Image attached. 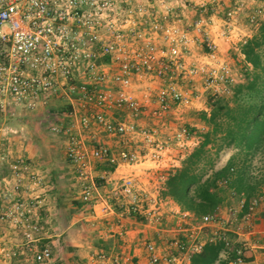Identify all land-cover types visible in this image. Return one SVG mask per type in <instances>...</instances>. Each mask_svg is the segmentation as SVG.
I'll return each instance as SVG.
<instances>
[{
    "label": "built area",
    "instance_id": "2783aa9c",
    "mask_svg": "<svg viewBox=\"0 0 264 264\" xmlns=\"http://www.w3.org/2000/svg\"><path fill=\"white\" fill-rule=\"evenodd\" d=\"M244 4L236 0L217 18L205 0H0V105L36 110L59 97L68 101L70 121L53 122L50 128L66 136V156L77 169L82 198L99 199L92 160L113 166L108 173L126 167L115 183L117 201L107 202L102 212L114 211L121 221L139 216L141 223L167 233L163 245L154 237L144 239V263L129 251H101L99 260L190 264L208 238L225 237L228 230L218 226L221 206L200 217L175 207L165 193V179L201 139L184 121L187 109L195 107L202 92L229 93L243 77L222 55L221 43L243 55L240 46L249 29L241 33L238 13ZM190 9L200 15L188 22ZM262 12L259 6L249 15L250 30ZM93 129L119 137L122 145L115 150L98 132H90L89 146L84 134ZM162 132L173 134L175 144L159 138ZM138 138L143 150L135 152L130 143ZM5 139V133L0 135V169L9 170L8 175L0 170V227H19L22 252L30 262L45 263L53 259V250L36 243L41 225L35 210L50 186ZM261 200L264 189L250 200L244 221ZM172 213L178 232L168 235L165 222ZM206 228L214 234L204 236ZM117 232L124 237L129 227L123 224ZM6 243L0 242V255L14 261L19 249ZM237 252L228 264H245L243 248Z\"/></svg>",
    "mask_w": 264,
    "mask_h": 264
},
{
    "label": "crops",
    "instance_id": "0c3cea01",
    "mask_svg": "<svg viewBox=\"0 0 264 264\" xmlns=\"http://www.w3.org/2000/svg\"><path fill=\"white\" fill-rule=\"evenodd\" d=\"M208 2L209 8H215L213 2H218L219 5V14L215 13L217 18H221V10L227 9L228 6L235 5L236 0H205ZM245 4L240 9L238 13V23L240 25V30L242 34L246 32V29H249V36L257 31L258 26H255L253 29L248 28L243 24V13L248 8H254L262 6L263 12L261 14V20L264 19V0H244ZM229 7V8H230ZM252 10V9H251ZM256 10V9H255ZM189 11H192L191 9ZM197 12V11H196ZM222 45V55L227 57V59L235 66L239 67L244 62V56L238 54L235 49L230 48L229 45L225 42L221 43ZM234 47V45H233ZM201 50L198 47L197 50ZM229 52V53H228ZM198 86H201V81L197 82ZM201 98H198L195 107L187 109L186 116L184 121L186 125L197 134L202 133L207 128V125L200 116V111L209 110L207 105V95L202 92ZM62 98L53 99L52 101L59 100ZM64 100V99H62ZM65 101V100H64ZM45 107H40V109ZM90 132H98L93 129V131H88L84 134L86 137ZM102 131H99L101 133ZM161 134H167V137H173V134L169 132H162ZM165 137V136H163ZM90 139V138H87ZM112 148L117 150L119 147H116L115 144H110ZM173 148V147H172ZM174 149V148H173ZM228 149L233 148L227 147L220 152V155L217 159L216 166L222 167L232 154L228 153ZM23 153L28 161L32 164L31 154H34V149L26 150ZM16 153V150H15ZM175 153V152H174ZM37 162V161H36ZM36 165V167H35ZM32 166L34 170L42 172L40 170L39 164ZM59 166V165H58ZM108 165L102 162L95 161L92 163L91 176L94 177V181L97 184L96 196L99 199H95L94 202H85L82 199L81 190L82 183L79 181L78 176H76L77 185L79 183L78 195L67 193L66 188L57 187V184H54L57 180V172L50 171L48 173L49 191L46 192L45 205H38L35 214L41 225V231L37 234V245L43 247L44 245H49L50 247L55 246L53 250V259H51L46 264H110L109 261H101L98 259V253L101 251L107 253L120 252V251H129L135 256V260L139 263H144L147 258V251L142 244L144 239L147 238H156L158 242L163 245L166 232L159 230L158 227H149L141 223L140 219L136 218H127L120 219L119 215L114 211H109L107 213L102 212L103 207L107 205V202H116L117 198L113 199L114 196H117L119 192L116 189L117 177L121 174L128 171V168L123 167L118 169L113 173H108ZM57 169V167H54ZM1 170V169H0ZM77 170H75L76 172ZM1 173L8 175L9 170L4 167L1 170ZM43 174V173H42ZM60 176H62L60 174ZM56 179V180H55ZM61 179V178H60ZM54 181V182H53ZM90 183L93 182L92 179L88 180ZM58 182V180H57ZM81 183V184H80ZM71 194V195H68ZM119 196V193H118ZM117 196V197H118ZM78 199V200H77ZM242 198L238 196H233L228 199L227 203L221 205V215L223 217L222 223L225 224L234 212L238 211V217L240 220L239 225L232 227L231 225H218L227 229L229 233L235 235L236 241L242 244V248L245 249L244 256L248 257L245 259V264H264V200H261L256 207L255 212L248 221L243 220L240 213L243 211V207L239 206ZM175 207L181 208L175 201ZM242 220V221H241ZM178 221L175 215L169 214L165 226L166 228L171 229L168 235H173L178 228ZM129 227V232L126 236H120L118 230L121 225ZM7 230L9 231L7 233ZM11 231V233H10ZM5 238L10 239L14 243L15 248L22 249V243L24 242V236L19 227H12L10 225L1 226L0 234L4 233ZM22 253V250L19 251ZM25 254V255H24ZM21 254L20 260H28L27 264H45V263H35L30 262L27 254ZM223 258L226 257L227 253L225 250L221 252ZM0 264H4L2 257L0 256ZM215 264H219L216 262Z\"/></svg>",
    "mask_w": 264,
    "mask_h": 264
},
{
    "label": "trees",
    "instance_id": "16d2710c",
    "mask_svg": "<svg viewBox=\"0 0 264 264\" xmlns=\"http://www.w3.org/2000/svg\"><path fill=\"white\" fill-rule=\"evenodd\" d=\"M240 50L244 56L239 70L242 79L230 85L229 93H208L209 110L200 111L207 128L200 134L193 131L201 137L199 143L183 157L180 166L166 171L165 193L197 217L216 212L235 195L244 200L242 216L250 200L264 189V163L260 167L254 164L257 156L264 159V19L241 43ZM227 147L233 152L222 167H217L220 152ZM106 168L114 169L110 165ZM213 232V228L204 231L206 237ZM240 247L233 233L208 238L202 250L191 256L190 264H228ZM244 252L243 248V256Z\"/></svg>",
    "mask_w": 264,
    "mask_h": 264
},
{
    "label": "rangeland",
    "instance_id": "374dc122",
    "mask_svg": "<svg viewBox=\"0 0 264 264\" xmlns=\"http://www.w3.org/2000/svg\"><path fill=\"white\" fill-rule=\"evenodd\" d=\"M218 2L216 1L213 2L215 4V8L209 9V10L211 11L215 10V12L218 13L219 12ZM229 7L230 6L226 8L228 9ZM257 8L255 7V9ZM227 9L221 10L220 13H223V14H220V15L224 16L225 11ZM251 9L248 8L243 13V18H242L244 22L243 24H245L248 27L249 26L251 27L250 22H249V15L253 11H255L254 8H251ZM191 10L192 11L187 10L185 13V16L188 22H191L197 19L200 15L199 10L197 9H191ZM236 68L237 70H239L238 69L239 67H236ZM204 93L208 95L209 92L206 91ZM70 106L71 105L68 101H64L62 99L52 101L45 108H42V109L38 108L36 110H31V109L23 107L22 105H16V104H8L5 107L0 105V135H3L4 133L6 134L5 140L7 141V143L10 144V147L12 148L14 152L16 150L17 153L23 154V153H27L25 152L26 150L28 151L30 149H34V154H31L32 164L29 162L30 165L31 166L35 164L42 165L40 166V170L42 171L41 173L45 175L48 181H50L47 178L48 173L50 171H56L57 172L56 174L58 176L57 177L58 182L55 179L56 182L53 181L54 184H57V187L59 188L61 186L66 188L67 193H72V194L74 193L78 195L77 192L79 191V187H80L79 183L77 185V181H76V176L78 172L77 171L75 172V170L77 169L71 164V162L66 156V152H65L66 136L63 134L55 133L50 128V125L53 122H59V121L69 122L70 121L67 117V113L69 112L71 108ZM91 136H92V133L88 134L86 138H90ZM98 136L104 141L108 142L109 144L111 143L115 144L116 147H119L122 145L120 138L117 136H109L104 132L99 133ZM159 138L169 140L171 143H173L172 145L175 144L173 137H170V135L167 137V134H164V135L160 134ZM87 144L90 146L93 144V142L90 139H88ZM130 144H132L131 147L135 152L138 150H141V151L143 150L142 147L144 145V142L140 138L132 141V143ZM173 148H174L173 150L175 153L179 152L176 149L177 146ZM229 152H231V149H228V153ZM92 163L94 164L95 160H92ZM263 163H264L263 158H260L257 156L254 159V164L258 167L262 166ZM54 167H57V169ZM60 174L62 176H60ZM50 183L52 185L51 181ZM62 190L63 189H61V191ZM68 195H71V194H68ZM117 196H118V193H117ZM117 196H114L113 199H115V197L118 198ZM45 202L46 200L44 199L41 205H45ZM239 223H240V220L238 217V211H236L233 213V215L231 216L229 221H227V223L223 224L222 222H220V225L224 226V225L229 224L232 227H235L236 225H239ZM8 232L9 231L7 230V233ZM4 234L5 232L0 234V242L2 243L7 242L6 244L8 246L12 248L15 247L14 243L11 242V238L10 239L5 238L6 236H3ZM204 236H205V233H204ZM51 248L55 250V246L53 247L51 246ZM20 250L21 249H19V251ZM24 253L25 252H22V253L19 252L17 258L14 261H11L9 258L4 257L3 255H0V256L2 257L4 264H27L28 260H24V261L20 260L21 254H24ZM47 262L49 261H46L45 264Z\"/></svg>",
    "mask_w": 264,
    "mask_h": 264
}]
</instances>
